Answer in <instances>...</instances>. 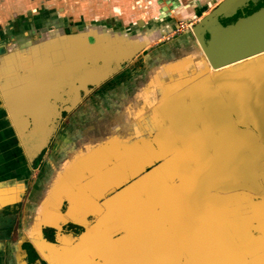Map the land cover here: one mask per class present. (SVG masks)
<instances>
[{"label":"water","instance_id":"obj_1","mask_svg":"<svg viewBox=\"0 0 264 264\" xmlns=\"http://www.w3.org/2000/svg\"><path fill=\"white\" fill-rule=\"evenodd\" d=\"M249 3L222 0L150 55L126 89L91 97L70 119L0 238V264H26L24 243L46 264H264V6L221 23ZM86 25L63 35L68 62H23L13 67L25 78L8 76L5 88L0 79L5 104L20 93L7 112L32 166L62 112L178 28L127 35ZM45 41L25 58L51 59ZM24 177L4 182L0 210L23 201ZM69 224L82 231L65 235ZM49 229L55 243L43 237Z\"/></svg>","mask_w":264,"mask_h":264},{"label":"crops","instance_id":"obj_2","mask_svg":"<svg viewBox=\"0 0 264 264\" xmlns=\"http://www.w3.org/2000/svg\"><path fill=\"white\" fill-rule=\"evenodd\" d=\"M221 1L222 0H170V13H165L162 0H139L138 2L135 1V3L132 0H0V53H4V56H0V59L2 58L1 62H8L6 65L2 63L4 65L0 67V79H6L8 76L11 77L16 75L15 78L18 82L25 78L24 75L20 76L21 72L19 73V70L14 72L15 68L13 65L18 69V62H21V65L23 62H33V60L37 58H41L42 61L47 62L46 60L49 58L46 55L39 57L38 54L31 55L29 53V57L25 58L24 54H26L28 50H30L29 48L33 47L37 42L42 43L41 46L46 47L48 45L45 44V40L50 39V44H54V46L65 52L68 51L69 48H66L64 43L67 42V40L64 41L66 37L63 36V29L67 25L71 26L72 23H76L75 25H77L76 28L79 29V32L84 31L87 27L86 23L89 22L90 24H102L110 27L112 30L124 31L127 35H131L136 30H143L146 32L148 28L147 23L154 21L153 23L156 24V28L151 29L152 31L158 30L160 32V30L164 29V25L166 26L165 29L169 31L172 30L177 23L185 21L191 24V27L194 26V24H196L195 19L196 17L199 18L198 15L206 5L205 3L217 5ZM139 3H141V5ZM142 4L146 6L152 5L153 9L145 13H138ZM190 18L193 20L188 21ZM185 29L189 30L188 28ZM172 34L173 32H170L162 38L172 36ZM159 40L160 39L153 40L151 44L165 45L162 44L165 42H160ZM73 43L80 44L82 41L72 40V44ZM46 51L47 48H45V52ZM148 58L149 57L143 59L142 62H148ZM130 62H132V60ZM123 69L121 71H123ZM137 71V67H134L128 74L127 72L122 74L123 77L119 75L120 72L117 73L115 77L99 86V88L97 87L98 92L101 87L106 88L104 89L105 92L102 94L111 89H126V83L129 78L134 77ZM42 74L46 73L42 72ZM4 81L5 85L3 84V87L5 88L8 86V84H6L8 80ZM1 98L2 95L0 94V199L3 196L1 189H3L2 187H4L3 185L6 180L11 181L14 187H16L15 185L20 183V180L24 179L25 175L27 176V194L33 185L30 180L33 178L31 176V171L36 170L39 166L38 164L37 167L33 168V166L27 162L8 112L3 108ZM22 124H26V122ZM63 126H65L64 123H62L60 127L63 128ZM60 127L58 130L61 129ZM45 151L46 149L44 152ZM20 153L24 157L27 169H23L20 164ZM13 190L15 193V189ZM20 211L21 208H19L18 214L11 225L12 229Z\"/></svg>","mask_w":264,"mask_h":264},{"label":"flooded vegetation","instance_id":"obj_3","mask_svg":"<svg viewBox=\"0 0 264 264\" xmlns=\"http://www.w3.org/2000/svg\"><path fill=\"white\" fill-rule=\"evenodd\" d=\"M262 6H264V0H255V4H252V3H249L246 7H244V9H243V11H241V12H238L237 13V15L235 16L236 18L237 17H239V16H247V15H249V14H251V13H253L254 11H256V10H258L260 7H262ZM235 18V19H236ZM232 19V18H231ZM230 20V19H229ZM228 20H222L221 21V23L223 24V25H226V24H228V23H231L232 21H230V22H227ZM233 21H235V20H233ZM93 23H95V22H93ZM76 24V23H75ZM75 24H71V26H69V25H67V26H65L64 27V29H63V31H64V35L65 36H69L70 34L72 35V33H71V30L70 29H72V28H76V26L77 25H75ZM79 27V26H78ZM82 27V26H81ZM80 28V27H79ZM77 30H76V34L75 35H77L78 34V32H79V29L78 28H76ZM50 52H51V59H47L46 61L47 62H53V64H59L60 62H68V60L66 59L67 58V55H68V53H70V55L72 54V52H73V50H72V48H70V50L69 51H64V53L59 49V48H57L56 46H54V44L52 45V44H50ZM0 56H4V53H0ZM64 56H66V58L64 59ZM2 59V58H1ZM0 59V67H1V65H4V64H2V63H5V65L8 63V62H1L2 60ZM3 60H5V59H3ZM67 60V61H66ZM33 62H44V61H42L41 60V58H37V59H34L33 60ZM19 63V66H21L20 65V63L21 62H18ZM128 63H126L125 65H123V68L127 65ZM5 70H8V69H5ZM1 71V70H0ZM117 75V74H116ZM116 75H114L113 77H115ZM113 77H111V78H113ZM8 78V77H7ZM6 78V79H7ZM110 78V79H111ZM109 79V80H110ZM8 80V79H7ZM107 82V81H106ZM2 83L4 84V79H2ZM96 88H94L93 89V91L89 94V95H87L85 98H83L82 99V101L81 102H79V104H77L76 105V107L75 108H73L72 109V111L70 112V113H66V112H62L61 113V119L59 120V122H58V127L57 128H59L61 125H62V121L65 119V117L68 115V114H71L72 112H74L78 107H79V105L81 104V103H83V101L86 99V98H88L93 92H94V90H95ZM9 92L8 90H6V89H4V92ZM6 92V93H7ZM0 94H1V92H0ZM9 94H11V96L9 95ZM9 94H7V97H8V101H7V105L4 103V101H3V99L1 98V101H2V104H3V108L5 109V110H7L8 111V108H10V107H8V106H10L9 105V103L12 101L11 99H12V97L13 96H19V91L17 92H12V93H9ZM31 95V93L29 92L28 93V97ZM44 152V151H43ZM36 161V160H35ZM35 161H34V163H35ZM41 161V160H40ZM34 163H33V167L35 166L34 165ZM32 166V165H31ZM19 208H20V204H14V205H11V206H7V207H5V208H2L1 210H0V237H3V236H5L6 235V233H8L9 235H11L10 233V231H12V230H10V228H12L11 227V225H12V223L14 222V220H15V217H16V215L18 214V211H19ZM6 210H8V213H5V211ZM13 210H15V211H17V213H13ZM1 221L2 222H4L2 225H1ZM82 231V229L80 228V227H78V226H75V225H72V224H69V225H66V226H64L63 228H62V232L65 234V235H69V234H73V235H78L80 232ZM44 234H43V237L48 241V242H50V243H55V234H54V231L53 230H51V229H49V230H45L44 232H43ZM22 249L23 250H25V253H26V264H46L45 262H42L38 257H37V255H36V253H34V251H33V249L28 245V244H26V243H24L23 245H22ZM98 263H101V262H98Z\"/></svg>","mask_w":264,"mask_h":264},{"label":"rangeland","instance_id":"obj_4","mask_svg":"<svg viewBox=\"0 0 264 264\" xmlns=\"http://www.w3.org/2000/svg\"><path fill=\"white\" fill-rule=\"evenodd\" d=\"M70 1V0H69ZM102 1V0H101ZM103 1H107V0H103ZM132 1H134V3H135V1L136 2H138L139 0H132ZM163 1V6H164V11H165V13L166 12H168V13H170L169 12V10H170V7H171V3H170V0H162ZM64 3V2H63ZM156 3V2H155ZM155 3H153V4H155ZM140 5H141V3H139ZM206 5L202 8V10H201V12H200V14L198 15V17L199 18H197L196 17V19H195V22H197L202 16H204V15H206L207 13H209L211 10H213V8L216 6L215 4H213V3H205ZM137 5V4H136ZM156 5H157V3H156ZM144 7V8H143ZM153 9V6L152 5H148V6H146L145 4H142V6L140 7V9H139V12L138 13H145V12H147V11H151ZM193 19L192 18H190L188 21H192ZM144 21V20H143ZM154 21H151L150 23H147L148 24V27L149 28H147L146 30H150V29H155L156 28V24L155 23H153ZM104 23V22H103ZM108 23H109V20H108ZM181 23H184V27L183 28H185V24H187L188 25V22L187 21H185V22H181ZM159 24V23H158ZM107 25V24H106ZM110 25V24H109ZM111 26H113V25H111ZM144 26V25H143ZM114 27V26H113ZM116 27V26H115ZM146 27V26H145ZM151 27V28H150ZM116 28H118V27H116ZM165 28H166V26L164 25V30H165ZM184 31H186L187 32V29H184L182 32H184ZM141 32H143V30H141ZM185 35H188L187 33L185 34ZM174 36H178V33L176 32V31H174L173 32V34H172V36H169V37H166V38H159L160 40V42H165V43H162V44H166L167 42H170L171 40H172V38L174 37ZM163 37H165V36H163ZM162 40V41H161ZM167 40H169V41H167ZM148 41V40H147ZM167 41V42H166ZM152 42V41H151ZM151 42H150V40L147 42V44H146V46L144 47V48H141V50L139 51V53L135 56V57H133V59H132V62H129L127 65H126V67L123 69V71H121L120 73H119V75L120 76H122V74H124L125 72H127V74H128V72H131L132 71V68H134V67H137V69L139 70L140 69V67L142 66V65H144L145 64V62H142V60L143 59H146L147 57H149L150 55H152L153 53H155V52H157L159 49H160V47L162 48V47H164L165 45H161V44H159V45H154V44H151ZM134 66V67H133ZM139 67V68H138ZM133 73V72H132ZM134 74V73H133ZM123 77V76H122ZM129 78V77H128ZM127 78V79H128ZM131 78V77H130ZM132 78H138V76H135V77H132ZM99 88V87H98ZM98 88H96L95 90H94V92L91 94V96H89L88 98H86L84 101H83V103H81L80 105H79V107L73 112V113H71V114H69V115H67L66 117H65V119L62 121L64 124H65V126H63V128L62 127H60L61 129H59L58 131H57V133L55 134V136H54V138L52 139V141H51V143L49 144V146H48V149H46V151L43 153V157H42V160H41V162L39 163V166L36 168V170H33V171H31V176L33 177V178H31L30 180H31V184H34V182H35V180L37 179V177L39 176V170H41V167L42 168H45L43 165H44V163H45V161L47 162V160L51 157V155H52V153H53V149H54V147L59 143V140L61 139V137H62V135L63 134H65L66 132H67V129H68V124L70 123V119L71 118H73L74 120H77L79 117V115H80V113H81V111L82 110H84V108H85V105H86V103L87 102H90V99H91V97H94V96H98V97H103V92H105V90L104 89H106L105 87H101V89H99V92H98ZM98 92V93H97ZM97 93V94H96ZM95 98V97H94ZM84 106V107H83ZM67 126V127H66ZM69 130V129H68ZM21 154V153H20ZM21 156V158L19 159V161H20V164H21V166L23 167V169H27V166H26V164H25V161H24V157L22 156V154L20 155ZM44 162V163H43ZM30 192V191H29ZM28 192V193H29ZM28 193L26 194V195H28ZM26 195L23 197L24 198V200L21 202V203H19L20 204V208H21V211H20V216H22L23 215V212H24V210H23V206L25 205V197H26ZM27 198V197H26ZM22 219H23V217H22ZM4 222H2L1 221V225L3 224ZM3 226V225H2Z\"/></svg>","mask_w":264,"mask_h":264},{"label":"trees","instance_id":"obj_5","mask_svg":"<svg viewBox=\"0 0 264 264\" xmlns=\"http://www.w3.org/2000/svg\"><path fill=\"white\" fill-rule=\"evenodd\" d=\"M235 18H236V17H233L232 19L228 20L227 22H230V21L233 22V20H235ZM43 153H44V152H42V153L38 156V158L36 159V161H35V163H34V165H35L34 167H37V165L39 164L40 160H41L42 157H43ZM5 213H8V210H6ZM13 213H17V211L13 210ZM10 230H12V228H10ZM10 232H11V231H10ZM10 234H11V233H10ZM9 236H10V235H9L8 233H6V235L3 236V237H1V238H6V237H9Z\"/></svg>","mask_w":264,"mask_h":264},{"label":"built area","instance_id":"obj_6","mask_svg":"<svg viewBox=\"0 0 264 264\" xmlns=\"http://www.w3.org/2000/svg\"><path fill=\"white\" fill-rule=\"evenodd\" d=\"M186 26H185V28H188V29H190L191 28V24H185ZM184 27V23H178V28H177V30H176V32L177 33H180V32H182L185 28H183Z\"/></svg>","mask_w":264,"mask_h":264}]
</instances>
